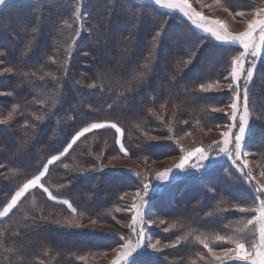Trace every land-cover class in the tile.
<instances>
[{"label":"trees","instance_id":"obj_1","mask_svg":"<svg viewBox=\"0 0 264 264\" xmlns=\"http://www.w3.org/2000/svg\"><path fill=\"white\" fill-rule=\"evenodd\" d=\"M80 2L85 19L81 21L83 27L80 35L71 47L78 27L71 11L77 0H11L6 1L5 6H0V42L8 40L13 48L10 50L6 44H0V51L4 52L0 56V92L5 93L0 95V119H6L12 113L8 123L0 124V165H3L0 167V204L7 202L26 179L38 173L51 155L57 154L58 149L62 150L61 146L70 139L71 133L79 131L88 123L104 120L117 122L125 131V147L130 159L142 166L141 171H150L151 176H156L163 171L161 168L156 169V163L180 159L189 144L201 143L205 135L223 131L224 127L218 128L217 125L230 122L226 110L211 111V107L228 102L231 93L227 89L199 94L212 97L205 102L193 99L197 94L191 91L206 77L223 82V76L229 71L227 53L206 57L205 61L210 65L207 71L199 67L185 69L177 77L175 86L170 87L167 75L174 70V56L165 47L157 51L153 72L143 83L127 91L126 82L130 74L145 62L148 55L150 37L143 30L135 28L132 20L123 13L125 0ZM223 3L224 0H219V3L216 0H204L206 6L212 5L211 9L216 10H223ZM255 7H264V0H239L237 4L238 10L249 11ZM35 9H38V13L34 15ZM37 15L41 17L39 21L34 20ZM176 17L169 21L172 30L187 32L190 22H182L179 13H176ZM64 20L72 23L73 27L61 31ZM6 22L10 24L8 30L3 27ZM37 24L39 31L33 34L31 28ZM191 27L195 30L194 26ZM130 34L134 46L123 55L122 48L128 43L126 38ZM34 37L38 38L34 40L32 51L24 56V46ZM69 55L70 60L67 59ZM23 72H35L36 76L24 77L21 75ZM46 72H52L57 79L45 76L40 80L38 77ZM181 80L184 81L183 85ZM93 82L97 84L96 88L88 86ZM185 87L188 89L187 95ZM250 87L254 88V97L250 94V99L254 100L250 104L253 131L247 136L245 144L250 151V159L261 173L264 171V119H261L264 117V56L256 68ZM42 99L46 103H38ZM162 104L166 106L161 107ZM16 105L19 107L13 112ZM37 116L43 119L37 120ZM148 136L159 139L148 140ZM137 144H141V148L147 145V151L137 148ZM219 147L216 142L207 146V150L211 149V155L216 156ZM118 156L123 157V154L115 143L114 131L96 130L77 141L62 161L49 166V172L41 182L54 196L69 200L77 208L78 215L80 212L89 215L84 224H90V219H95L100 225H111L109 213L122 206L121 194L124 191L131 194L136 188L134 184L139 183L135 176L139 171L110 167V160ZM145 156L148 157L146 163L141 159ZM63 163L69 164V168H63ZM194 163L198 161L191 164ZM204 163L209 164V161ZM210 163L207 172L204 169L196 172L189 164L186 166L189 173H184L173 185L166 183L163 191L151 198L153 210H162L161 218L169 221L168 225L153 228L155 238L166 242L178 232L191 233L187 242L182 241L175 248L162 249L158 254V264H221L211 257L203 245L196 242L195 236L207 239L209 246L216 251L234 247L215 240V235L239 236L236 229L242 228L245 219L254 215L250 212L240 213L234 207L236 202H247L250 196L247 185L241 183L242 174L223 155L211 159ZM104 164L109 166L103 171L91 170ZM13 170L17 172L15 176L12 175ZM229 172L232 173L231 179L227 176ZM148 179L155 185L156 181ZM60 184L64 187L58 188ZM168 185L172 190L165 195ZM209 186L223 189L225 199H213L211 194L206 195ZM19 207L20 211L11 216L10 221L0 222V232L4 233L0 236V264H91L89 260L99 259L105 251L110 250L108 245L113 242L109 239L114 238L112 236H98L90 232L91 229L86 225L68 228L51 223L55 219H74L76 215L73 216L66 206L49 201L40 189L31 190ZM41 210L46 216L49 212L52 215L43 222L46 231L38 236L25 225L31 224V217L39 216ZM208 212L213 215L209 217ZM25 216L29 219H25ZM174 220H179L184 227L178 225L164 232L163 228L170 227ZM17 230L19 236L14 235ZM251 233L252 226H249L243 235L249 236ZM79 234L84 238H94L91 241L72 242V236ZM95 239L105 242H95ZM200 255H205V259L201 260ZM140 262L153 264V257L142 256ZM225 264L248 262L228 261Z\"/></svg>","mask_w":264,"mask_h":264},{"label":"snow or ice","instance_id":"obj_2","mask_svg":"<svg viewBox=\"0 0 264 264\" xmlns=\"http://www.w3.org/2000/svg\"><path fill=\"white\" fill-rule=\"evenodd\" d=\"M219 3V0H216ZM195 3L200 5L201 8L205 7L204 0H195ZM239 0H224L221 5L223 11L228 12L229 15L236 19L237 17H245L247 15L254 16V19L250 21H242L246 24V29L237 35H234L228 29V24L220 19H210L204 14L203 11H198L190 0H125V7L122 9L123 13L127 15L133 23V26L137 29H141L148 34L150 37V47L148 55L145 57V62L139 66L138 69H134L130 74V79L127 80V91H132L133 88L140 83H143L147 76L153 72V65L157 62V51L163 50L167 47L168 50L174 56V70L169 72L167 75L169 86L174 87L177 77L184 72L185 69H195L199 67L202 71H207L210 67L205 62L206 57L219 56L227 53L228 60V73L224 75L221 82L219 79H212L206 77L199 82L197 86H193L192 93L197 94L193 99L200 102H205L212 97L199 94H207L210 92H217L223 89H227L231 93V97L227 103L222 106L211 107L212 112H224L225 109H230V122L224 125H217V127L227 128V131L221 132L223 137L222 141L218 142L220 147L216 149V156L211 155V149L206 150L202 146L196 147L194 150L186 152L180 157V160L175 164V169L180 172L189 173V161L196 157L198 163L191 164V169L199 172L204 169L205 172L211 167L210 160L218 159L221 155L231 161V165L237 169L243 179L242 184L247 185V191L250 193L247 202H236L234 204L235 209L240 213H253L245 219L244 226L236 229L239 236L231 235H215V240L226 242L228 245H234V247H227L220 251L213 250L209 246L208 240L201 238L200 235L195 236L196 242L203 245L204 249H207L208 253H211V257L215 261L225 264L228 261H248V264H264V184H260L259 181L252 175V171L249 168L247 156L250 155V151L245 147L246 136L252 134L253 129L249 126L250 117V104L254 103L253 99H250V94L254 97V88L250 87L253 84L254 74L256 73L257 61L256 58L264 50V7H255L249 11L238 10L237 4ZM6 0H0V6H5ZM211 9L212 5H207ZM82 4L80 0L72 6L71 15L74 19V23L78 25L73 39L72 44L75 45L76 38L80 35V30L83 27L81 21L85 19V15L81 11ZM182 14L180 19L182 22H190L188 31L183 30H172V25L169 22L170 19H176V13ZM186 18V20L184 19ZM41 17L39 15L34 17L35 21H39ZM73 24L69 23L68 20H64L61 26L63 28H72ZM39 24L31 28L33 34L38 33ZM99 35V34H98ZM38 37H34L24 46V56H27L32 51L34 40ZM102 40L103 37L101 36ZM128 43L123 46V55H126L129 48L134 46L133 36L130 34L127 38ZM99 42V41H98ZM238 46V47H233ZM4 52L0 51V56H3ZM87 55V53H85ZM122 55V58H123ZM51 59V58H50ZM68 60L71 59L69 55ZM5 71H11V69H5ZM24 77L36 76L35 72L21 73ZM64 75H67V68L65 67ZM45 76H51L52 79L57 77L52 72H46L44 75L39 76L40 80H43ZM79 83V81H77ZM184 81L181 80V85ZM90 88H96L95 82L88 85ZM101 89L103 84L100 85ZM185 95L188 94V89H184ZM11 95V93H7ZM0 95H5L4 92H0ZM38 103L44 104L46 100H39ZM166 106L162 104L161 107ZM16 105L13 108L15 112ZM111 107V105H109ZM149 111H152L149 109ZM155 115V112L152 113ZM238 114L239 119H238ZM12 119V113H9L6 119H0V124H6ZM37 120H42L43 117H36ZM72 119V117H68ZM264 119V117H261ZM163 122V121H162ZM186 123V121H185ZM139 127V125H137ZM111 129L115 134V143L119 147V152L123 154L125 158H131L128 149L125 147V131L117 123L111 120H104L98 122H92L86 124L80 128L79 131H75L70 134V139L65 141L62 145V150L58 149L57 154L51 155L46 163H43L38 173L26 179L25 182L18 188H16L11 195V198L0 204V222L10 221L11 216H15L20 211L19 205L21 201L30 193L33 189H40L42 193L46 194L49 201H53L57 204L64 205L70 211L73 216L77 213V208L73 206L67 199H60L54 196L52 191L49 190L41 181L45 175L49 172V166L56 164L57 161H62V158L67 155L69 150L80 141L82 137L92 133L96 130ZM235 130V131H233ZM35 131V126H33ZM211 131V129H209ZM190 135V133H188ZM147 136V133H145ZM148 140L159 139L155 136H148ZM87 142V141H85ZM179 143V140L176 141ZM107 143V141H105ZM137 148H141V144L136 145ZM142 151H147V145L141 148ZM183 151V149H181ZM103 153H101L102 155ZM99 159V156L97 157ZM117 159V157H113ZM143 162H147L148 157L141 158ZM205 161H209V164H205ZM154 162V161H153ZM3 167V165H0ZM62 167L67 169L69 164L63 163ZM108 167L107 164L93 167L92 171H103L104 168ZM247 169V171H245ZM82 171H89V169H82ZM17 172L12 171V175L15 176ZM173 174V169H168L164 172L156 175L157 181H167L169 176ZM149 173L146 171L143 174L136 172L135 176L138 180L134 192L131 193L133 203L126 206L125 209L116 207L115 211L119 212L122 210L130 211L133 213L130 222L127 224L130 231L127 236L117 235L112 239V243L108 247L116 253V258L111 264H141L140 257L145 255H151L153 257V264H158L159 253L164 248H175L181 244L182 241L187 242L188 237L191 233L178 232L166 242H162L159 238H154L155 233L151 231L153 225H168L169 221L161 218L160 211L153 210L151 207V201L146 199L149 191H163V189L156 187L148 179ZM261 177H264V171L260 173ZM229 179L232 178V173H227ZM174 180H179L178 174L173 175ZM255 181V183H253ZM71 183V181H69ZM64 185H58V188H63ZM211 194L213 199L220 197L221 200L225 199L224 190L214 186H209L206 189V195ZM130 195L128 191H124L120 199L123 200L126 196ZM91 196L88 197L91 200ZM137 198L139 203H137ZM33 206L35 207V198L33 197ZM145 209H147L145 211ZM15 210V211H14ZM226 211L227 209H220ZM110 214V213H109ZM52 215L51 212L48 215H44L43 211H40L39 216L31 217L32 223L25 225L26 228H31L36 235H41L46 231V225L44 221H48ZM83 215V213H80ZM207 215L211 217L212 212H208ZM25 219H29L25 216ZM115 224L121 229L124 227L122 220L112 216ZM51 223L61 225L63 227H76L82 228L84 225L76 221L73 218L55 219ZM91 224H96L97 220L90 219ZM183 228L184 225L179 220L171 222L170 227H164V232H169L170 228H177V226ZM252 226V233L249 236H244L245 229ZM259 228V240L256 242V227ZM4 233L0 232V236ZM15 236H19L20 232L17 230L14 232ZM245 241H248V247H246ZM249 248L253 250H249ZM7 250V249H6ZM107 255V252L104 253ZM84 259V257H80ZM200 259L204 260L205 255H200Z\"/></svg>","mask_w":264,"mask_h":264},{"label":"rangeland","instance_id":"obj_3","mask_svg":"<svg viewBox=\"0 0 264 264\" xmlns=\"http://www.w3.org/2000/svg\"><path fill=\"white\" fill-rule=\"evenodd\" d=\"M6 1H11V0H6ZM26 1H28V0H26ZM190 2L193 4V7H195L198 11H203L204 14L206 16H208L210 19H220V20L224 21L226 24H228L229 31L232 32L234 35H237L240 32L245 31L246 24L243 23L242 21H250V20L254 19V16H252V15H247L245 17H242L241 20L233 19L229 15L228 12H225L223 10L209 9V8H207L206 5H205V7L201 8L200 5L195 3V0H190ZM26 7L28 8V6H26ZM37 11H38V9H35V11H33V14L34 15L37 14L38 13ZM9 25L10 24L8 22H6V23L3 24V27L6 30H8L9 29V27H8ZM117 30L119 31L120 29H117ZM0 44H6V46L10 50L13 49V48L10 47V42L8 40L1 41ZM263 54H264V50H262L261 54L258 55L257 58H256L257 67H259L261 62H262V59H263V56H264ZM223 90H225V89H223ZM225 110H226L227 113H230V111H231L230 109H227V108ZM239 115L240 114H238V119H239ZM249 126L251 127V114H250V117H249ZM227 130H228L227 128H223V131H227ZM223 131H220V132H217V133H214V134L205 135L203 140L201 141V143H193L192 145L189 144L188 148L190 147V149L188 150V148H187L186 152L194 150L198 146H202V147H204L207 150V146L213 145V144H216V142L222 141L223 137L221 136V132H223ZM233 131H235V130H233ZM7 140L9 142H11V140H9V138ZM246 140H247V136H246ZM246 140H245V142H246ZM245 147H246V144H245ZM246 149H247V147H246ZM119 157L120 156H118L117 159L110 160L111 161V166L110 167L131 168V169H134L136 171H139V173L140 172H142V173L146 172V170L141 171L142 170V166H138L137 164H135V161L133 159L125 158L124 156L120 157V158ZM250 157H251V154L249 156H247L245 159L250 161L249 168L252 171V175L256 178L257 181H259L260 184H264V177H261L260 172H258L259 170L256 169V165H255L254 161L252 159H250ZM179 160L180 159H174V160L170 159V160H166V161H162V162L156 163L157 164V168L156 167L155 168L156 169H158V168L163 169L162 172H164V171H166L168 169H173V174L169 176L167 181H164V180L157 181L156 180V176H154V175L151 176V172L150 171H147L149 173L148 178H152L153 181H156L155 182V186L159 187L161 189H163V186H167L166 183L167 184L169 183L170 185H173L174 182L176 181V180L173 179V175L178 174L179 176H183V174H184V172H180L179 170L175 169V164H177L179 162ZM196 160H197L196 157H193V159L191 161H189V164L193 163ZM106 181L110 182V180H106ZM253 182L255 183V181H253ZM137 185H138V183L134 184V186H137ZM170 190H172L171 186H169L167 188V191L165 192V195H167L170 192ZM158 192L159 191L150 190L149 194H148V197H146V199L151 200V198ZM100 200L103 201L102 199H100ZM122 202H123V204L120 207L121 209H125L126 206L131 205L133 203L132 195L130 194V195L126 196L122 200ZM136 202L139 203V199L138 198H137ZM146 210L147 209H145V211ZM80 213H83V215H80V214L78 215V211H77V213L75 214L76 218H74V219L76 221L80 222L81 224L86 225L89 229H91L90 232H94L98 236L106 234V235H109V236H112V237L115 238L117 235L127 236L128 232L130 231V229L127 226V224L130 222V219H131V217L133 215V213L130 212V211L122 210V211L116 212L115 209H113L112 212L110 213L111 214V223H112L111 225H100L98 223H96V224H91V223L90 224H84L85 220L88 219L89 215H86L85 212H80ZM112 216H115L117 219H121V220L123 219L122 220L123 223H124L123 229H121L119 226H117L115 224V221L112 219ZM125 220H128V221H125ZM156 227H158V225H153L151 231L153 230V228H156ZM126 231H128V232H126ZM82 236L83 235H81V234H79L77 236H72V242H74L75 240L76 241H80V240L91 241L94 238V236L85 237V238L82 237ZM255 239H256V242H258V240H259V228H258V226L256 227ZM98 240L99 239H95V242H98ZM101 241L105 242L103 239L99 240V242H101ZM245 243H246V247H248V242H245ZM249 250L251 251L253 249L249 248ZM115 258H116V253L110 249V250L107 251V255H103L99 259H91V260H89V262L91 264H111V262Z\"/></svg>","mask_w":264,"mask_h":264}]
</instances>
